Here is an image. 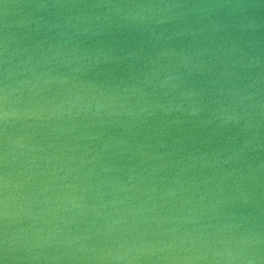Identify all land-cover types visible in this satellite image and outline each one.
<instances>
[{"label": "water", "instance_id": "95a60500", "mask_svg": "<svg viewBox=\"0 0 264 264\" xmlns=\"http://www.w3.org/2000/svg\"><path fill=\"white\" fill-rule=\"evenodd\" d=\"M0 264H264V0H0Z\"/></svg>", "mask_w": 264, "mask_h": 264}]
</instances>
